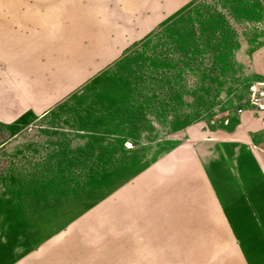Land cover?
I'll list each match as a JSON object with an SVG mask.
<instances>
[{
  "label": "rangeland",
  "instance_id": "374dc122",
  "mask_svg": "<svg viewBox=\"0 0 264 264\" xmlns=\"http://www.w3.org/2000/svg\"><path fill=\"white\" fill-rule=\"evenodd\" d=\"M185 1L0 0V38L62 51L75 38L87 48L94 31L107 61L118 54L108 69L81 58L79 83L94 74L77 85L44 47L39 70L27 68L32 86L15 77L27 91L25 105L16 98L0 116V264H240L229 235L214 244L200 229L152 220L138 186L193 127L233 128L256 82L248 56L264 43V0ZM114 15L136 30L104 32ZM93 50L88 60L101 56ZM254 135L264 140V130Z\"/></svg>",
  "mask_w": 264,
  "mask_h": 264
},
{
  "label": "crops",
  "instance_id": "0c3cea01",
  "mask_svg": "<svg viewBox=\"0 0 264 264\" xmlns=\"http://www.w3.org/2000/svg\"><path fill=\"white\" fill-rule=\"evenodd\" d=\"M188 1L190 0L185 2ZM105 8L106 6L98 8L91 15H106ZM71 15L79 14L73 12ZM156 16L152 15V20L161 18ZM111 18L106 25H102L104 32H108L110 27H118L119 31L121 27H127V15H114ZM163 18L160 20L163 21ZM111 20L118 22L112 26ZM128 25L130 31L136 30L131 24ZM41 31L42 29L40 33ZM8 33L6 31V35ZM147 33L148 31L138 33L137 39L132 41ZM6 35L1 34L0 38L1 111L8 108L16 98L24 100L23 94L27 89H21L19 83L31 85L27 81V73L30 72L27 68L36 66V70H39V65H42L40 57L45 54L47 47L50 49L48 52L55 53L59 56V61L64 62L60 64L61 68L71 69L65 74V81L77 85L93 79L94 73L79 83L78 68L89 66L85 61H90L93 67L108 69L118 56L115 54L113 59L107 61L106 41L100 39L99 32L96 35L94 31L91 34L92 42L87 48L75 38L70 40V46L63 45L62 51L58 50L57 43L51 45L49 42L31 50L26 46L27 38L18 40L15 34ZM73 36H78V32ZM129 43L122 46L119 54ZM94 48L100 50L101 56L88 60L87 55L94 53ZM248 60L256 82H264V43L250 52ZM16 76L19 80L21 77L18 84L15 81ZM34 84L33 87L38 88V83ZM27 88L32 91V88ZM22 104L25 105V101ZM30 110L32 109L23 110L15 118ZM39 111L44 114L50 108ZM35 113L37 114L36 111ZM3 115L10 116V113L0 112V116ZM262 130L264 108H252L249 104L233 128L202 130L200 127H193L188 131V138L162 156H155L149 166L145 167L146 170L141 172V181L138 183L143 189L142 201L151 205V219L161 218L171 221L172 226L200 229L201 234L214 237V244L223 243L225 233L234 245L240 264H264V140H258L254 135ZM144 179L148 181L150 188L156 189L148 191L149 187L143 183ZM144 212L147 213L148 209ZM177 221L186 223L175 224ZM221 236L222 240H219Z\"/></svg>",
  "mask_w": 264,
  "mask_h": 264
},
{
  "label": "built area",
  "instance_id": "2783aa9c",
  "mask_svg": "<svg viewBox=\"0 0 264 264\" xmlns=\"http://www.w3.org/2000/svg\"><path fill=\"white\" fill-rule=\"evenodd\" d=\"M250 106L255 108H264V82H256L250 86ZM244 107H239L237 113H242ZM217 121V120H216ZM218 122H222V119H218Z\"/></svg>",
  "mask_w": 264,
  "mask_h": 264
}]
</instances>
